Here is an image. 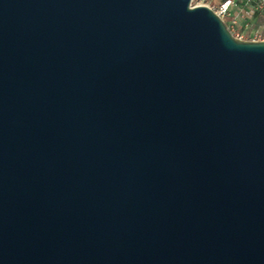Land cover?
Segmentation results:
<instances>
[{
  "label": "water",
  "instance_id": "obj_1",
  "mask_svg": "<svg viewBox=\"0 0 264 264\" xmlns=\"http://www.w3.org/2000/svg\"><path fill=\"white\" fill-rule=\"evenodd\" d=\"M0 264H264V41L191 0H0Z\"/></svg>",
  "mask_w": 264,
  "mask_h": 264
},
{
  "label": "built area",
  "instance_id": "obj_2",
  "mask_svg": "<svg viewBox=\"0 0 264 264\" xmlns=\"http://www.w3.org/2000/svg\"><path fill=\"white\" fill-rule=\"evenodd\" d=\"M191 4L213 11L235 38L264 41V0H191Z\"/></svg>",
  "mask_w": 264,
  "mask_h": 264
},
{
  "label": "rangeland",
  "instance_id": "obj_3",
  "mask_svg": "<svg viewBox=\"0 0 264 264\" xmlns=\"http://www.w3.org/2000/svg\"><path fill=\"white\" fill-rule=\"evenodd\" d=\"M242 40H244V41H252V38H249V37L245 36V37L242 38Z\"/></svg>",
  "mask_w": 264,
  "mask_h": 264
}]
</instances>
